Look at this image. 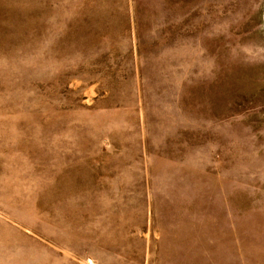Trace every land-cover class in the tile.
I'll use <instances>...</instances> for the list:
<instances>
[{
    "label": "rangeland",
    "instance_id": "1",
    "mask_svg": "<svg viewBox=\"0 0 264 264\" xmlns=\"http://www.w3.org/2000/svg\"><path fill=\"white\" fill-rule=\"evenodd\" d=\"M0 264H264V0H0Z\"/></svg>",
    "mask_w": 264,
    "mask_h": 264
}]
</instances>
